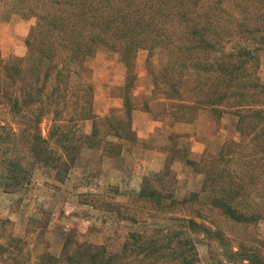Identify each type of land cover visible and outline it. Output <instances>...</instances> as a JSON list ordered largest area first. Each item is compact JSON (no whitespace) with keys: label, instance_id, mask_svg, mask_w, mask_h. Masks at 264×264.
I'll use <instances>...</instances> for the list:
<instances>
[{"label":"trees","instance_id":"obj_1","mask_svg":"<svg viewBox=\"0 0 264 264\" xmlns=\"http://www.w3.org/2000/svg\"><path fill=\"white\" fill-rule=\"evenodd\" d=\"M2 7L8 14L26 10L37 17L27 54L14 64L0 56V114L6 110L10 117L8 122L0 118L4 192L31 185L36 170L63 184L83 150L101 149L106 136L104 151L110 159L122 157L126 141L139 144L129 97L123 117L100 122L93 114L92 85L85 79L91 76L88 61L101 50L118 53L129 71L138 52L147 51L153 99L172 109L163 116L189 122L202 109L221 114L229 109L239 118L240 142L229 141L213 158L219 167L206 163L203 171L197 170L204 174L203 187L182 200L166 179L168 173L144 177L136 203H144L150 217L182 206L188 214L173 219L174 225L140 223L125 208L105 243L79 241L70 233L59 256L50 252L44 226L35 242L28 239L31 231L18 238L0 228V264H200V237L225 242L222 231L212 229L207 211L242 225L264 219V84L258 74L264 0H0ZM166 55L172 57L168 62ZM188 72L196 75L190 94L185 88ZM90 120L94 130L84 133L81 123ZM99 124L108 129L106 135ZM241 147L248 153L239 154ZM186 164L198 166L193 160ZM231 256L264 264L257 252L241 246Z\"/></svg>","mask_w":264,"mask_h":264},{"label":"rangeland","instance_id":"obj_2","mask_svg":"<svg viewBox=\"0 0 264 264\" xmlns=\"http://www.w3.org/2000/svg\"><path fill=\"white\" fill-rule=\"evenodd\" d=\"M36 26L37 17L30 12L21 10L8 14L4 7L0 8V56L5 63L14 64L19 57L27 54L26 42L34 36ZM164 57L165 62L172 58L169 55ZM147 59L148 52L140 50L129 71L118 53L101 50L88 61L91 76L85 80L92 85L93 114L100 122L112 116L123 117L125 98L129 97L135 106L132 113L134 133L137 113L145 112L149 115V121L160 125L155 129V134L145 143L139 140L137 145L126 141L122 157L116 159L106 156L104 149L107 145L104 143L109 140V136H106L101 149L83 150L63 184L55 183L42 170H36L31 185L16 192H4L0 188V228L18 238L28 236L31 231L28 239L35 242L44 226V239L49 250L59 256L70 233L79 241L105 243L116 230L119 210L123 212L125 208L137 214L140 223L146 219L149 223L164 227L174 225L173 219L188 214L187 210L182 211V206H174L175 211L171 213L154 212L150 217L146 212L147 206L136 203L144 177L156 179L168 173L166 179L173 181L172 188L179 200L192 192H200L205 178L197 170L203 171L206 163L219 167L220 164L213 158L220 156L229 141L240 142L239 118L229 113V109L221 114L210 108L200 110L189 122H175L171 117L163 116L172 109L166 101H154V77L148 71ZM177 63L180 65L181 61ZM154 65L156 67L158 63L155 61ZM154 65L152 68L156 73L158 70ZM258 74L264 84V54L260 56ZM132 76L134 82L130 85ZM195 78L196 75L189 72L185 75L188 94L196 84ZM0 118L7 122L10 120L6 110L2 111ZM179 123L188 125L190 129L176 133L174 126ZM98 127L102 135L108 133L102 124ZM81 128L84 133H90L94 130L93 121L81 123ZM42 129L43 135L48 136V122H44ZM191 137H199L200 145H194ZM110 140L116 141L112 137ZM200 148L201 152L192 153L193 149ZM239 149V154L248 153L245 147ZM152 150L161 154L152 158L147 153ZM249 150L252 151V148ZM193 158L198 163L197 167L186 164L187 160ZM149 164L151 167H148ZM167 165L169 171L166 170ZM206 213L213 222V225L210 224L212 229L222 231L225 242L200 237L197 248L200 264H248V261L242 262L240 258L231 256V252H237L240 246L264 258V219L252 225H242L227 220L217 211ZM2 221L8 223L2 225ZM142 227L141 230H144ZM149 230L151 233L152 228Z\"/></svg>","mask_w":264,"mask_h":264},{"label":"crops","instance_id":"obj_3","mask_svg":"<svg viewBox=\"0 0 264 264\" xmlns=\"http://www.w3.org/2000/svg\"><path fill=\"white\" fill-rule=\"evenodd\" d=\"M135 119H136L135 120L136 121V135H137L138 139L144 141V143H145L146 139H150V137H152L155 134L157 128L160 127V125H158V123H154L152 121H149L150 120L149 115L145 112H138ZM185 129L188 130V129H190V127L188 125L182 124V123L176 124L174 126V131L176 133H182L183 131H185ZM191 138L195 142L194 145H200L201 141H200V139H198L199 137L198 138L197 137H191ZM193 148L195 149L196 146H194ZM194 149L192 150V153L193 152L197 153V151H199V152L202 151L201 148L199 150H194ZM146 151H147V149H146ZM147 153L152 155L151 156L152 158H155L158 154H161L160 151H154V150L148 151ZM192 160H195V158H193ZM160 161H161V159H160ZM149 162H153V161H149ZM148 167H151L150 164L148 165Z\"/></svg>","mask_w":264,"mask_h":264}]
</instances>
